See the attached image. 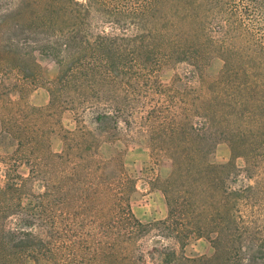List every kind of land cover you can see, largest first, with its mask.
<instances>
[{"label": "trees", "instance_id": "obj_1", "mask_svg": "<svg viewBox=\"0 0 264 264\" xmlns=\"http://www.w3.org/2000/svg\"><path fill=\"white\" fill-rule=\"evenodd\" d=\"M0 28V74L16 71L24 85L44 84L49 93L47 106L29 107L22 123H14V108L2 104L9 118L0 116V128L16 141V152L40 151L45 170L26 158L29 175L22 177L19 159L0 154V264H264L258 206L264 195V0H14L0 12ZM36 51L57 65L53 79L44 80ZM215 61L219 68L209 73ZM168 63H186L187 75L162 83L156 74ZM190 81L208 92L192 103L198 122L186 109L170 117L159 109L144 116L133 108L141 92L183 91ZM58 108L73 111L77 125L61 132L63 149L55 153L47 130L39 135L34 120L27 121ZM138 119L150 129L152 149L167 151L173 160L168 177L158 179L167 207L159 224L180 247L191 237L206 238L209 254L154 247L148 262L141 252L117 249L149 225L123 196L128 185L135 186L126 177L121 150L109 159L98 153L102 143L121 142V122L129 129ZM221 140L230 159L208 162L206 155ZM238 157L245 162L242 170ZM69 162L70 178L57 172ZM109 168L108 183L117 191L109 222L112 248L106 250L102 238L92 247L79 237L74 223L66 229L56 208L63 185L90 174L103 184ZM46 169L44 194L25 204V187ZM241 171L257 180L237 183ZM107 227L100 222V234Z\"/></svg>", "mask_w": 264, "mask_h": 264}, {"label": "rangeland", "instance_id": "obj_2", "mask_svg": "<svg viewBox=\"0 0 264 264\" xmlns=\"http://www.w3.org/2000/svg\"><path fill=\"white\" fill-rule=\"evenodd\" d=\"M13 5L14 0H0V12L8 10ZM4 30L0 28V36L1 31ZM34 55L42 67L44 80L49 81L53 79L57 73V65L55 62L45 53L36 51ZM188 68L186 63L162 64L156 75L162 83L171 84L175 75H185ZM218 68L219 61H215L210 65L208 72L215 73ZM16 84H19L21 93L19 89L14 88ZM189 85L191 87L188 86L183 91L176 89V91H163L157 94L153 92H141L140 98L137 101L138 103H135L133 108L139 109L144 116L147 111L154 108L163 112V115H170V117L173 113H181L186 109L191 116L190 118L194 122H198L202 118L193 113L194 106L192 103L206 99L208 92L204 86H201L196 81H190ZM0 91L4 93V95L0 96V116H4L5 119L7 117L9 118V112L7 110L9 107L14 108V112H12L14 123L23 122L24 116L29 115V107L45 108L49 102V93L46 87H44V84L24 85L23 80H21V77L16 71H6L0 74ZM2 104H7V110L3 109L4 106ZM86 112L89 113L90 111ZM39 115L41 114H32L31 119L28 118L27 122L34 120L33 123L36 124V131L39 135L41 130H47L45 137L48 140L50 149L55 153L61 152L63 149L61 132L63 130H74L77 125L74 112L58 108L57 110H53V112H43L42 117ZM87 118L88 116L86 115V120ZM137 121L139 123L133 121L129 129L123 126L121 122L122 134L119 136L121 142L116 143L118 144L117 147L115 144L109 145L102 143L98 153L100 157L109 159L111 155H114L113 153L116 148L121 150L126 177L130 178L135 186L132 190L129 189L131 184L128 185L123 196L129 200L134 215L141 222L149 225L146 231L142 232V235L135 237L134 241L127 242L117 249L122 253L130 254L141 252L145 255L148 262H150L149 252L154 247H171L175 251L182 252L188 256L209 254L211 252V245L206 238L191 237L180 247L176 239L168 237V233L159 224V221L163 220L167 215V207L164 196L158 188L160 184L158 179L160 178L162 180L168 177L172 170L173 160L167 151L159 148L152 149L149 136L150 129L142 126L141 119ZM81 124H85L84 121H81ZM16 144V141L0 128V154L2 156L19 159L17 173L22 177H27L29 175L30 164L25 159L38 160L37 158H41L42 153L40 151H29L25 149L21 151L17 150L16 152ZM230 156L231 152L228 143L221 140L206 155V160L214 164H223L230 159ZM44 160L45 158L43 162ZM38 162L40 163L41 170H45L44 163L40 160ZM71 164L72 162H69L60 166L57 172L69 177ZM235 164L241 170L245 167V162L242 157L236 158ZM1 166L0 168L3 167ZM110 168L107 172L105 183L103 184L97 185L98 178L90 174L77 180L76 185H72L69 182L63 185L60 192L63 199L62 205L60 204L56 208L58 211L63 212V223L66 224V229L74 223L79 237L84 238V241L88 242L91 246L95 243L96 239L102 238L105 241L106 250L112 248L109 237L113 236L114 227H109V222H111V218H115L113 215V200L117 191L114 190L115 188L117 189L116 186L108 183V181L112 180L113 176V169L110 170ZM44 177H49L47 169L44 174L36 177V179L32 180L25 187V204L33 200H38L39 196L44 194L45 190L42 183ZM255 180H257L256 175L248 179L244 171H241L237 177V183L239 184L242 182L253 184ZM232 185L236 187L235 184L232 183ZM258 204L262 213L261 218L264 219V195ZM97 210L100 212L95 213ZM73 213H76V217ZM102 221L105 227L108 224V229L100 234L99 227Z\"/></svg>", "mask_w": 264, "mask_h": 264}]
</instances>
